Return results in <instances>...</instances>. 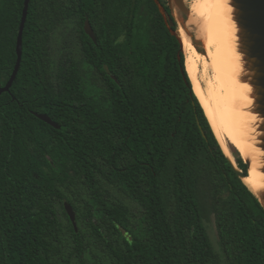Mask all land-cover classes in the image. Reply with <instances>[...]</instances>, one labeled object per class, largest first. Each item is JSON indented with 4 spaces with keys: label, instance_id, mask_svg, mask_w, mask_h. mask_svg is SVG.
Wrapping results in <instances>:
<instances>
[{
    "label": "trees",
    "instance_id": "16d2710c",
    "mask_svg": "<svg viewBox=\"0 0 264 264\" xmlns=\"http://www.w3.org/2000/svg\"><path fill=\"white\" fill-rule=\"evenodd\" d=\"M23 2L0 0V86L17 58ZM68 21L94 85L69 55L54 67L52 34ZM184 60L153 0H29L20 67L0 94V264H264V209L225 155ZM126 199L142 212L137 225Z\"/></svg>",
    "mask_w": 264,
    "mask_h": 264
},
{
    "label": "bare ground",
    "instance_id": "6f19581e",
    "mask_svg": "<svg viewBox=\"0 0 264 264\" xmlns=\"http://www.w3.org/2000/svg\"><path fill=\"white\" fill-rule=\"evenodd\" d=\"M191 24L198 26L206 49L211 51L210 57L202 60L193 52L185 51L184 38L177 30L192 89L225 155L236 165L229 157L227 141L248 162L243 182L260 196L264 191L262 118L255 112L254 88L249 78H245L250 73L239 50V27L231 0H193L183 28ZM202 68L211 70L214 86L207 89L202 86L199 76Z\"/></svg>",
    "mask_w": 264,
    "mask_h": 264
},
{
    "label": "water",
    "instance_id": "95a60500",
    "mask_svg": "<svg viewBox=\"0 0 264 264\" xmlns=\"http://www.w3.org/2000/svg\"><path fill=\"white\" fill-rule=\"evenodd\" d=\"M153 1L163 17L164 23L170 33L180 39L178 32L172 28L175 20L173 14L171 13L170 15L167 13L165 5L162 4L160 0ZM231 4L234 7V18L239 27V50L243 54L245 68L250 73V75H246L245 78H249L248 81L254 88L255 112H257L262 118V123L260 125V129L262 131L260 146L264 150V0H231ZM28 6L29 0H24L15 45L17 58L8 81L4 86H0V94L9 90L20 67L22 55V35L26 22ZM166 6L170 11L173 7H176L179 11L185 14L189 13V9L185 6L184 0H167ZM83 28L85 33L95 41L96 38L94 31L87 18L84 21ZM34 114L48 124L57 128L59 127L47 114ZM230 162L237 175L243 180L245 175L231 160ZM245 163L248 165L247 161H245ZM256 197L264 209V191L260 196L256 195ZM64 206L72 224L75 227V230H77L75 213L72 206L66 202L64 203Z\"/></svg>",
    "mask_w": 264,
    "mask_h": 264
},
{
    "label": "rangeland",
    "instance_id": "374dc122",
    "mask_svg": "<svg viewBox=\"0 0 264 264\" xmlns=\"http://www.w3.org/2000/svg\"><path fill=\"white\" fill-rule=\"evenodd\" d=\"M192 1L193 0H184L185 6L188 9H189V3ZM162 3L166 6L167 0H162ZM138 13H139L140 18L146 15L145 5H141ZM171 13L173 14L175 18L176 26L178 28L177 30L182 34L184 38L182 40H183L185 51L193 52L197 56V58L198 59L200 58L201 60L209 58L211 55V51L210 49H206L205 44H204V38L202 37V34L198 31V26L191 24V25L186 26V28L185 26L183 28L185 20L188 17V14H185L179 11L176 7H173L171 9ZM77 36H78V33L75 31V25L71 21L61 24L55 29V31L52 34L51 45H50L52 59L55 64L54 67L56 66V63L61 57H64L65 55H69L78 62L81 68V73L83 75L84 80L94 85L98 82L97 74L83 61L81 51H79L80 46H79V40ZM196 47L200 51H198ZM182 51H183V48H182ZM199 76H200L202 86L205 89H207L209 86H214L213 81L211 79L212 78L211 70L202 68ZM226 146L229 150V154H230L229 157L234 162L236 161L237 158L241 157L238 151L227 141H226ZM113 193H115L116 198L120 199L121 196L119 195V193L117 194L116 192H113ZM82 198H84V195L82 196ZM124 203L130 207L131 212L133 214V218L131 220L134 225H137L142 216V212L140 211L138 205L135 202L131 201L130 199H126ZM207 217L208 218H204L203 223L206 227V231L209 235V239L213 246L214 251L217 254L221 255L220 242H219V237H218V233H217V229L215 225L214 216L212 213H209ZM88 232H89V229H88ZM93 253L97 254L98 250L96 248L90 250L89 252L90 257H94ZM76 263L75 261L73 262V264H76ZM104 264L106 263L104 262Z\"/></svg>",
    "mask_w": 264,
    "mask_h": 264
}]
</instances>
